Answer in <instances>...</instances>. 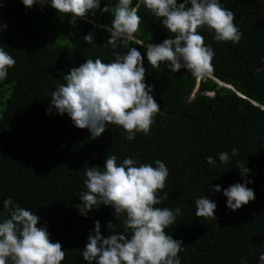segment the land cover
<instances>
[{
	"label": "trees",
	"instance_id": "1",
	"mask_svg": "<svg viewBox=\"0 0 264 264\" xmlns=\"http://www.w3.org/2000/svg\"><path fill=\"white\" fill-rule=\"evenodd\" d=\"M117 3L101 0L95 15L89 13L87 20L72 25L70 15L61 18L50 5L26 8L22 0H0V18L7 23L0 47L16 61L0 81V212L10 197L36 213L37 226L46 225L51 241L61 243L66 253L61 264H87L81 251L94 234V222L99 220L104 236L123 232L124 226L123 216H114L111 206L93 208L86 216L79 212L85 168L102 169L108 155H115L118 165L132 157L136 166L155 167L159 159L169 176L158 196L167 194L168 199L155 207L181 209L176 223L166 229L183 241L181 264H241L242 258L259 264L264 253V2L219 0L235 13L234 23L243 35L234 45L216 41L206 28L198 29L205 45L214 50L212 77L200 83L184 69L173 73L166 63L153 69L144 46L123 41L117 51L136 47L144 56V82L154 86L151 95L161 110L148 135L137 132L127 140L123 128L108 124L101 136L90 139V132L75 127L66 113L47 109L51 93L71 68L86 59H114L106 43L110 33L99 25H111ZM105 5L108 13L102 11ZM138 15L137 39L155 44L169 38L171 33L143 5ZM89 33L94 34L93 43L82 39ZM221 152L228 153V162L220 161ZM208 156L214 164L207 163ZM240 164L250 170L246 176ZM245 180L252 181L247 187L254 190L255 199L232 211L223 190ZM215 185L221 186L219 192L212 190ZM202 196L217 204L216 220L195 215L194 201Z\"/></svg>",
	"mask_w": 264,
	"mask_h": 264
},
{
	"label": "clouds",
	"instance_id": "2",
	"mask_svg": "<svg viewBox=\"0 0 264 264\" xmlns=\"http://www.w3.org/2000/svg\"><path fill=\"white\" fill-rule=\"evenodd\" d=\"M264 2V0H262ZM26 8L35 5H50L61 18L71 16L70 24L77 19L87 20L88 14L95 15L101 9V0H22ZM118 0L115 5L111 25H99L110 33L107 44L111 45L114 59L102 62L101 58L86 59L78 67L64 74V83L57 85L50 95L51 113L53 107L59 115L65 113L74 126L87 129L90 139L101 136L108 124L123 128L127 140L134 139L137 132L148 135L160 106L151 92L152 85L146 84L147 69L144 56L136 47L127 48L126 53L117 51L123 41H130L146 48V57L153 69L162 64L173 73L184 69L195 78L203 79L212 69L214 50L205 45L204 37L198 29L206 28L214 32L216 41L238 44L242 32L234 23L235 13L223 7L219 0ZM144 6L160 20L171 33L161 43H145L135 35L140 30L141 16L138 10ZM103 12L108 13L105 5ZM2 38V28H0ZM86 43L94 42V34L84 35ZM15 59L0 47V81L7 78L8 69L14 67ZM237 149H232L235 155ZM222 163L229 161L227 152H221ZM207 163L214 164L212 156ZM132 157L117 164L115 155H108L101 167L92 165L85 168L83 181L86 188L81 191L79 212H87L101 205L111 206L114 216H123V232H110L104 236L101 224L96 220L94 234L81 251L87 264H181L179 253L183 251V241L174 239L166 229L176 223L181 209L155 207L167 194L158 196L166 186L169 170L165 163L157 159L155 167L141 163ZM242 177L249 169L240 164ZM252 183L245 180L223 190L227 198V208L235 211L255 199L254 190L247 187ZM212 186L210 185V188ZM213 191L219 192L220 185ZM195 215L216 220L217 204L206 196L195 199ZM4 212H0V264H61L66 253L60 242H52L47 227H38L40 217L29 209L14 204L9 197L3 201ZM112 222L107 224L111 228ZM130 233V235H129ZM241 264H248L242 258ZM259 264H264V253L259 255Z\"/></svg>",
	"mask_w": 264,
	"mask_h": 264
},
{
	"label": "rangeland",
	"instance_id": "3",
	"mask_svg": "<svg viewBox=\"0 0 264 264\" xmlns=\"http://www.w3.org/2000/svg\"><path fill=\"white\" fill-rule=\"evenodd\" d=\"M6 26H7V23L3 19L0 18V28H2V31L6 29ZM199 83H200V80H199ZM197 90H198V87L196 88V91Z\"/></svg>",
	"mask_w": 264,
	"mask_h": 264
},
{
	"label": "water",
	"instance_id": "4",
	"mask_svg": "<svg viewBox=\"0 0 264 264\" xmlns=\"http://www.w3.org/2000/svg\"><path fill=\"white\" fill-rule=\"evenodd\" d=\"M209 77H212L210 74L208 75ZM221 85H225V86H227V87H229V88H232V89H234V87L232 86V85H230V84H227V83H225V82H223V81H221V80H218V79H216Z\"/></svg>",
	"mask_w": 264,
	"mask_h": 264
}]
</instances>
